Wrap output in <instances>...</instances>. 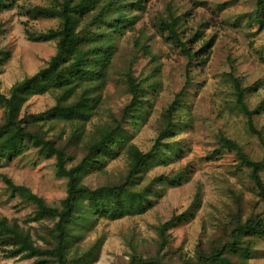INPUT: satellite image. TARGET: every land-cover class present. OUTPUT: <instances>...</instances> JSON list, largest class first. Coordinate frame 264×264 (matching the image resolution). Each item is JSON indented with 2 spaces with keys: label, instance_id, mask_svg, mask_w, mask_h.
<instances>
[{
  "label": "trees",
  "instance_id": "trees-1",
  "mask_svg": "<svg viewBox=\"0 0 264 264\" xmlns=\"http://www.w3.org/2000/svg\"><path fill=\"white\" fill-rule=\"evenodd\" d=\"M143 2L50 0L45 5L18 6L16 1L0 0V13L15 6L28 21L57 22L44 32L25 26L29 42L54 43L55 52L36 73L14 83L7 93L0 92V168L32 147L40 156L53 158L55 175L66 181L65 197L47 203L30 188L16 185L6 175L1 177L11 196L19 195L34 210L23 224L0 216V262L97 264L106 240L100 226L146 215L162 200L165 182L177 187L184 181L182 173L170 178L156 173L148 162L166 169L185 154L187 145L181 144L180 137L188 123L181 117H185L192 79L162 110L155 137L143 150L134 140V129L147 124L155 108L158 78L152 72L161 63L147 41L134 38L133 51L124 59L121 71L125 102L108 111L104 105L118 43L133 30ZM253 14L262 30L264 0H255ZM188 15L169 1L156 19L164 40L186 58V74L208 64L216 40L215 35L203 38L204 23L187 27ZM2 54L0 51V66ZM140 57L149 61V74L135 68ZM226 82L231 110L243 117L247 133L254 132L256 110L249 109L247 95L257 91L261 82L244 88L232 71ZM46 96L53 102L51 108L32 113L31 100ZM237 139L218 132L214 153L235 152L240 167L249 169L251 198L243 189L226 188L222 207L201 221L195 247L188 251L173 245L171 231L197 217L203 202L198 188L185 210L152 226L154 236L144 237L135 228L122 234L126 250L112 264H252L264 243V163L250 161ZM119 161L122 165L117 171L109 167ZM91 177L96 178L94 188L87 184Z\"/></svg>",
  "mask_w": 264,
  "mask_h": 264
},
{
  "label": "rangeland",
  "instance_id": "rangeland-1",
  "mask_svg": "<svg viewBox=\"0 0 264 264\" xmlns=\"http://www.w3.org/2000/svg\"><path fill=\"white\" fill-rule=\"evenodd\" d=\"M18 6H36L48 4L50 0H12ZM171 1L181 12H189L185 18L187 27L204 23L203 38L215 35L211 59L201 69H190L186 74V58L163 38L156 26V19L163 14L165 4ZM201 2L202 4H198ZM255 0H144L143 9L137 12V19L132 31L123 35L118 43V53L114 67L108 76L103 99L107 111L125 102L124 83L121 79L123 61L133 51V39L147 41L152 52L160 58V69L155 73L158 81V98L147 124L136 126L135 142L147 149L155 137L157 119L162 110L173 100L185 83L187 88V106L185 117L188 123L182 134V143L187 150L181 160L171 162L165 169L156 162L148 165L156 173L173 177L182 173L184 181L173 187L165 182L161 187L163 195L146 215L126 218L112 223H105L99 228L106 234L103 253L97 264H112L126 250L121 235L135 228L144 237L154 236L152 226L168 220L173 213H181L192 201L198 188L203 193L201 209L194 220L171 231L175 247L192 251L201 231V221L217 208H221L225 197L223 192L228 187L243 189L246 197L251 198L249 169L240 167L235 152L221 150L216 136L223 131L229 137L237 139L244 153L253 163H264V18L263 28L258 29L254 20ZM26 24L35 32H44L54 28V20L28 21L18 7L0 13V51L3 53L0 66V92L7 93L10 87L32 75L55 52L54 43L37 44L29 42L24 34ZM135 68L138 73L149 74L151 65L148 60L138 58ZM232 71L242 87H251L255 82L261 86L247 95L248 107L256 110L253 118L254 132L247 133L244 119L231 110L230 89L226 75ZM154 84V83H153ZM30 111L40 113L52 106L50 97H34ZM263 109V111H262ZM122 162L109 165L117 168ZM6 175L16 185L25 186L42 197L47 203H57L66 195V181L55 175L54 159L40 156L37 149L27 148L23 154L0 168V216L16 218L22 224L33 213L30 203L22 202L19 195L11 196L1 177ZM264 175V173H263ZM90 188L96 186V178L87 180ZM34 225V224H32ZM0 264H32V261L3 260ZM252 264H264V243L260 244Z\"/></svg>",
  "mask_w": 264,
  "mask_h": 264
}]
</instances>
